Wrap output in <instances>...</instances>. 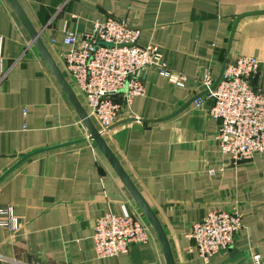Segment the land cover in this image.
<instances>
[{
    "label": "crops",
    "instance_id": "crops-1",
    "mask_svg": "<svg viewBox=\"0 0 264 264\" xmlns=\"http://www.w3.org/2000/svg\"><path fill=\"white\" fill-rule=\"evenodd\" d=\"M17 1L63 73L66 33L115 16L141 30V45H159L177 72L201 76L208 69L217 79L225 61L251 55L260 60L256 85L264 82V13H256L264 0ZM0 46V210L12 207L19 224L12 229L10 215L0 212V264H167L152 226L147 243L97 256L100 215L120 213L125 203L146 216L89 138L9 0H0ZM144 84L145 93L103 136L163 225L176 264H243L252 252L263 254L264 154L233 164L216 139L219 122L207 96L173 115L205 90L199 83L178 87L150 68ZM128 118L136 119L122 122ZM232 207L243 214L236 243L206 262L187 232L208 212Z\"/></svg>",
    "mask_w": 264,
    "mask_h": 264
},
{
    "label": "built area",
    "instance_id": "built-area-1",
    "mask_svg": "<svg viewBox=\"0 0 264 264\" xmlns=\"http://www.w3.org/2000/svg\"><path fill=\"white\" fill-rule=\"evenodd\" d=\"M140 35L139 28L107 16L96 20L91 30L68 32L64 37L68 46L61 54L65 76L75 92L83 96L87 113L102 135L121 119L136 96L145 93L144 74L154 68L178 87L194 82L209 90L203 96L213 100L209 114L219 122L216 139L234 165L264 154V82L256 85L260 71L257 57L238 55L227 60L223 76L212 90L216 78L211 70L204 69L201 76L177 72L165 59L162 48L154 43L141 45ZM203 96L195 100L197 105ZM0 212L10 215L12 229L18 228L12 207ZM150 227L146 217L135 216L125 203L120 213L105 212L94 224L97 256H118L128 252L132 244L147 243ZM242 227L243 214L237 207L215 209L193 222L187 237L208 262L213 254L235 245ZM243 264H264V253L252 252Z\"/></svg>",
    "mask_w": 264,
    "mask_h": 264
},
{
    "label": "water",
    "instance_id": "water-1",
    "mask_svg": "<svg viewBox=\"0 0 264 264\" xmlns=\"http://www.w3.org/2000/svg\"><path fill=\"white\" fill-rule=\"evenodd\" d=\"M9 2L12 5V7L15 9L17 15L19 16L20 20L22 21V23L26 27L27 31L29 32V34L32 38V44H34L39 49L43 59L46 61L47 65L49 66L50 70L54 74L55 78L57 79L59 84L62 86L63 90L67 94L71 103L75 107L77 113L79 114L80 118L82 119L83 123L85 124V126L89 132V138L94 140L96 142V144L99 146V148L102 150V152L105 154V156L107 157V159L109 160V162L111 163V165L113 166L115 171L118 173V175L120 176L122 181L125 183L126 187L130 191L134 200L139 205L140 209L142 210V212L144 213V215L146 216V218L150 222L151 226L153 227V229L157 233V236H158L160 243L162 245V249H163L167 264H176V261H175V258H174V255L172 253V249H171V246H170V243L168 240V236H167L166 231H165L163 225L161 224L159 218L157 217L154 210L147 203L145 198L142 196V194L140 193V191L136 187L135 183L132 181V179L130 178V176L128 175V173L126 172L124 167L122 166V164L119 161V159L117 158V156L114 154L112 149L107 144L104 136L101 134V132L98 130L97 126L95 125V123L93 122L91 117L88 115L85 107L83 106L82 102L78 98L76 92L74 91L71 84L67 80L66 76L64 75V73L62 72L60 67L58 66V64L55 61V59L53 58L52 54L49 52L48 48L46 47V44L43 42V40L41 38V32L36 30V28L34 27L32 22L30 21V19L27 17V15L25 14L24 10L22 9V7L20 6V4L18 3L17 0H9ZM256 13H264V10L257 11ZM241 17L242 16H239L236 19V22H235L233 30H232V36H233L234 31L236 29V25H237L238 21L241 19ZM232 36L229 40V44L232 41ZM226 62L227 61L224 62L222 70H221L218 78L215 80L213 86L211 87L212 90L215 89L217 87L218 83L220 82V80L223 76V72H224V69L226 66ZM208 91H209L208 89H205L201 93L192 97L188 102H186L183 106H181L173 115H176L179 112H181L183 109H185L187 106H189L192 102H194L199 97L206 94ZM170 117H172V116H170ZM170 117L168 116L167 118H170ZM167 118H161V119L163 120V119H167ZM129 119H136V118H128V119L122 120V122H125ZM141 120L143 122L156 121L153 119H149V120L148 119H141ZM49 149H51V148H49ZM35 153H37V152L25 154L21 158L20 161L25 160L26 158L34 155ZM20 161L17 163H20ZM6 173H8V172H6Z\"/></svg>",
    "mask_w": 264,
    "mask_h": 264
}]
</instances>
